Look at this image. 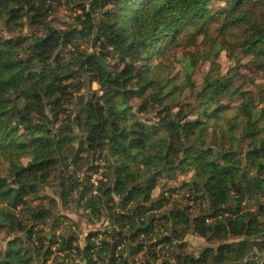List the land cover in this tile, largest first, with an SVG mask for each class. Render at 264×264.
<instances>
[{
    "label": "clouds",
    "instance_id": "obj_1",
    "mask_svg": "<svg viewBox=\"0 0 264 264\" xmlns=\"http://www.w3.org/2000/svg\"><path fill=\"white\" fill-rule=\"evenodd\" d=\"M0 264H264V0H0Z\"/></svg>",
    "mask_w": 264,
    "mask_h": 264
}]
</instances>
